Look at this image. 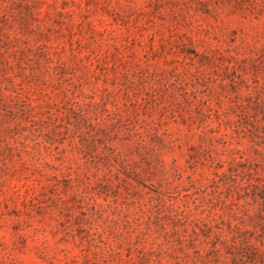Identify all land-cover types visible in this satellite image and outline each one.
<instances>
[{
	"label": "rangeland",
	"instance_id": "rangeland-1",
	"mask_svg": "<svg viewBox=\"0 0 264 264\" xmlns=\"http://www.w3.org/2000/svg\"><path fill=\"white\" fill-rule=\"evenodd\" d=\"M0 98V264H264V0H0Z\"/></svg>",
	"mask_w": 264,
	"mask_h": 264
},
{
	"label": "trees",
	"instance_id": "trees-1",
	"mask_svg": "<svg viewBox=\"0 0 264 264\" xmlns=\"http://www.w3.org/2000/svg\"><path fill=\"white\" fill-rule=\"evenodd\" d=\"M45 54H47L48 55V53L47 52H45ZM1 99V98H0ZM8 107H11V106H9L8 105ZM4 110L7 112V113H9V114H11L12 113V110H10V109H6V107L4 108ZM22 113H20V115H18L19 117V119L22 121V120H27V118H30L32 115H30L29 113L27 114L26 112V110H24L23 108H21V109H19ZM79 115L81 116V117H83L84 118V112L81 110V109H79ZM14 118H16V117H14ZM30 120V122L31 123H34L35 121H34V119H32V118H30L29 119ZM16 123H15V125H19V123H20V121H16V119L14 120ZM31 125H34V124H31ZM1 127H2V123H0V129H1ZM254 252H256L255 251V249H254ZM247 258H249V259H251L252 257H250L249 255H247L246 256ZM260 258L261 259H263V257L261 256V254H260Z\"/></svg>",
	"mask_w": 264,
	"mask_h": 264
}]
</instances>
